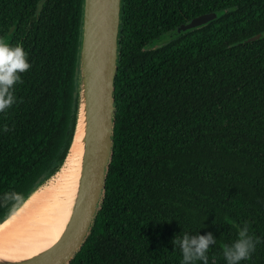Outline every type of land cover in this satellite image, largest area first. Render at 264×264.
<instances>
[{"label":"trees","instance_id":"trees-1","mask_svg":"<svg viewBox=\"0 0 264 264\" xmlns=\"http://www.w3.org/2000/svg\"><path fill=\"white\" fill-rule=\"evenodd\" d=\"M39 1L0 0V37L31 64L0 112V223L58 170L75 128L83 0L37 14ZM206 12L218 17L149 46ZM119 43L105 193L69 264H181L174 238L208 232L209 264H226L244 224L261 242L242 264H264V0H123Z\"/></svg>","mask_w":264,"mask_h":264},{"label":"water","instance_id":"water-1","mask_svg":"<svg viewBox=\"0 0 264 264\" xmlns=\"http://www.w3.org/2000/svg\"><path fill=\"white\" fill-rule=\"evenodd\" d=\"M44 1L38 2L37 14L41 13ZM122 7L123 0H83L77 65V111L68 149L69 152L81 111V172L75 202L64 230L57 241L47 248L27 257L0 256V264H69L91 233L103 201L113 155ZM217 17L218 12L202 13L172 29L171 35L201 27ZM13 30L14 26L8 35ZM261 37L262 33H257L245 41Z\"/></svg>","mask_w":264,"mask_h":264},{"label":"bare ground","instance_id":"bare-ground-1","mask_svg":"<svg viewBox=\"0 0 264 264\" xmlns=\"http://www.w3.org/2000/svg\"><path fill=\"white\" fill-rule=\"evenodd\" d=\"M81 111L75 137L59 169L0 223V256L27 257L55 243L70 217L80 172Z\"/></svg>","mask_w":264,"mask_h":264},{"label":"clouds","instance_id":"clouds-1","mask_svg":"<svg viewBox=\"0 0 264 264\" xmlns=\"http://www.w3.org/2000/svg\"><path fill=\"white\" fill-rule=\"evenodd\" d=\"M31 67L28 53L22 43L15 45L0 37V112H4L15 103L14 86L21 82V73ZM216 238L211 232L206 234H184L175 237L173 244L179 246L182 253L181 264H209L208 251L216 244ZM259 237L250 234L249 225L238 228L237 238L226 245L223 256L226 264H242L249 260L260 243Z\"/></svg>","mask_w":264,"mask_h":264},{"label":"flooded vegetation","instance_id":"flooded-vegetation-1","mask_svg":"<svg viewBox=\"0 0 264 264\" xmlns=\"http://www.w3.org/2000/svg\"><path fill=\"white\" fill-rule=\"evenodd\" d=\"M172 30L170 32H167L165 35L159 37V38H162L163 41H167L169 40L170 38H172ZM158 38V39H159ZM152 42H150L149 44H151Z\"/></svg>","mask_w":264,"mask_h":264},{"label":"rangeland","instance_id":"rangeland-1","mask_svg":"<svg viewBox=\"0 0 264 264\" xmlns=\"http://www.w3.org/2000/svg\"><path fill=\"white\" fill-rule=\"evenodd\" d=\"M164 42L165 41H163L162 38H159V39L155 40L154 42H152L149 46L155 47V46L160 45V44H162Z\"/></svg>","mask_w":264,"mask_h":264}]
</instances>
